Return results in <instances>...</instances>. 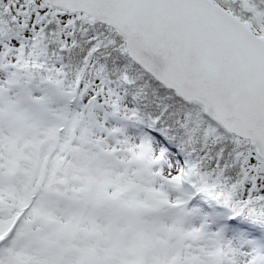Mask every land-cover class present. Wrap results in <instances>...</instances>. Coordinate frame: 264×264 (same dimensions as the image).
<instances>
[{"label":"snow or ice","instance_id":"6c2138e0","mask_svg":"<svg viewBox=\"0 0 264 264\" xmlns=\"http://www.w3.org/2000/svg\"><path fill=\"white\" fill-rule=\"evenodd\" d=\"M0 264H264V0H0Z\"/></svg>","mask_w":264,"mask_h":264}]
</instances>
